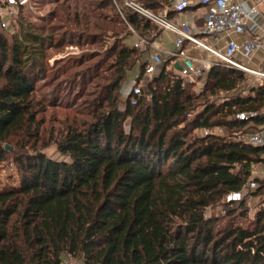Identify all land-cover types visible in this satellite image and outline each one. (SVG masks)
<instances>
[{
  "label": "trees",
  "instance_id": "1",
  "mask_svg": "<svg viewBox=\"0 0 264 264\" xmlns=\"http://www.w3.org/2000/svg\"><path fill=\"white\" fill-rule=\"evenodd\" d=\"M139 1L156 11L170 2ZM107 5L123 25L114 31L119 77L94 102L91 119L70 125L57 141L70 161L43 153L18 159L21 184L0 189V264H63L66 255L83 264H264V208L251 226L230 225L221 235L217 220L205 217L209 206L243 190L264 148L210 133L189 142L186 134L172 133L192 102L178 66L168 69L165 63L147 81L151 101L144 94L120 110L118 98L130 95L124 88L128 72L136 65L144 71L146 52L127 43L134 34L113 0H101L100 7ZM127 18L152 39L161 31L136 13ZM51 38L43 29L25 28L12 42L0 34V162L12 148L41 135L33 93L45 77ZM171 72L179 78L171 79ZM205 76L212 95L237 91L250 80L225 66ZM212 109L193 121V129L264 126V84L234 94L208 115ZM238 112L257 115L239 120Z\"/></svg>",
  "mask_w": 264,
  "mask_h": 264
},
{
  "label": "rangeland",
  "instance_id": "2",
  "mask_svg": "<svg viewBox=\"0 0 264 264\" xmlns=\"http://www.w3.org/2000/svg\"><path fill=\"white\" fill-rule=\"evenodd\" d=\"M100 2L101 0H22L10 28L0 30V34L10 42L13 36L20 34L25 28L33 31L43 29L45 35L52 37V44L47 46L43 60L45 77L35 82L33 93L41 135L36 142L35 138L31 139L24 146H16L6 154L0 162V189L21 184L19 158L25 160L43 153L54 160L70 161L68 155L59 151L57 141L66 134L70 125L80 126L91 119L92 111L96 108L94 102L104 96L109 85L119 77L113 50L117 51L120 46L114 31L116 27L123 28V25L114 21L112 6L100 7ZM133 40L128 39L127 43L130 44ZM165 63L171 69L169 61ZM139 70V65L129 70L125 91L130 89L131 81ZM170 78L177 80L179 76L171 72ZM181 79L182 87L190 95L192 102L188 105L186 116L172 133L180 131L187 135L189 142H193L207 135V130L216 132L221 128V136L237 140L236 131L225 126L193 129V121L207 108H221L234 94H248L253 87L251 80L244 82L237 91H221L212 95L205 75ZM143 88L146 99L151 101L148 82L144 83ZM121 96L118 98V108ZM217 117L218 114L213 115V119ZM129 124L130 118L125 121L126 131L130 129ZM248 125L251 129L257 128L252 123ZM230 195H226L205 211L206 218L213 217L217 220L215 228L219 235L230 225L251 226L256 221L257 213L264 208V167L261 162L254 166L241 196ZM242 201L245 202L244 205L240 204ZM63 264H83V261L66 255Z\"/></svg>",
  "mask_w": 264,
  "mask_h": 264
},
{
  "label": "built area",
  "instance_id": "3",
  "mask_svg": "<svg viewBox=\"0 0 264 264\" xmlns=\"http://www.w3.org/2000/svg\"><path fill=\"white\" fill-rule=\"evenodd\" d=\"M170 1V5L164 4L161 10L156 11L138 0H113L121 18L136 37L134 47L147 53L144 71L139 72L131 81L130 95H122L120 98V110H125L128 102L131 105L138 103L144 96V83L157 77L166 61L171 62V67L179 64L178 71L184 79L203 76L214 66H225L247 73L253 87L264 84V68H254L248 64L255 51L263 46L262 38L258 34L262 13L260 3L251 4L241 0H200L206 13L203 25L199 26L194 21H178L170 17L171 11L181 13L196 6L198 4L196 0ZM21 2L22 0H0V30L10 28ZM128 12L150 20L161 30L173 32L176 35L177 50H167L162 42L140 34L128 21ZM232 34L244 38L242 40L230 38L224 43L221 36ZM204 37H208L209 41ZM190 47L202 49L207 55L195 54ZM256 115V112H238L236 118L249 120ZM222 132L221 128L216 132L207 130V134L220 135ZM235 135L238 141L264 148V126L251 129V126L247 125L237 130ZM262 159L261 165L264 167V155ZM230 196L240 197L241 192L231 193Z\"/></svg>",
  "mask_w": 264,
  "mask_h": 264
},
{
  "label": "crops",
  "instance_id": "4",
  "mask_svg": "<svg viewBox=\"0 0 264 264\" xmlns=\"http://www.w3.org/2000/svg\"><path fill=\"white\" fill-rule=\"evenodd\" d=\"M198 4L194 7L189 8L188 10L177 13L175 11L170 12V17L173 19H176L178 21L180 20H190L196 22L199 26H202L205 19V13L206 9L203 7V5L199 2L200 0H196ZM245 1L251 4L254 3H260L261 8V18H260V30L258 31V34L261 36L263 41V46L255 51L253 56L248 60V64L254 68H264V0H241ZM170 5L171 1L169 3H166L165 5ZM222 40L225 43L230 38H237L239 40H242L243 36H238L235 34L232 35H222ZM135 36H133V39L135 40ZM158 41L163 43V46L167 50H177L175 45L176 35L167 30H161L158 36L155 38ZM206 41H209L208 37H204ZM133 40V41H134ZM190 49L193 51V53L198 55H207L206 51L202 49H193L190 47ZM147 58V53H146ZM179 66V64H177ZM126 95V93L122 94Z\"/></svg>",
  "mask_w": 264,
  "mask_h": 264
},
{
  "label": "water",
  "instance_id": "5",
  "mask_svg": "<svg viewBox=\"0 0 264 264\" xmlns=\"http://www.w3.org/2000/svg\"><path fill=\"white\" fill-rule=\"evenodd\" d=\"M178 66V65H177ZM179 68H180V66H178ZM9 146L7 145V148H8Z\"/></svg>",
  "mask_w": 264,
  "mask_h": 264
}]
</instances>
